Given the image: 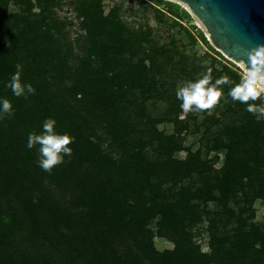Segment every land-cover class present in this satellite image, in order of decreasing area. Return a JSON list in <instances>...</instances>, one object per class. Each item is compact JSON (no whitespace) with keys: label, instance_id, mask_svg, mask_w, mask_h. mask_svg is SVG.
I'll return each instance as SVG.
<instances>
[{"label":"trees","instance_id":"16d2710c","mask_svg":"<svg viewBox=\"0 0 264 264\" xmlns=\"http://www.w3.org/2000/svg\"><path fill=\"white\" fill-rule=\"evenodd\" d=\"M65 1L0 0V100L13 111L0 118V264H264L255 207L264 201V119L228 97L232 85L212 113L182 118L176 97L179 80L211 68L213 81L239 82L240 68L169 2L151 0L213 52L209 64L176 38L159 44L151 27L129 25L121 3L105 12L104 0H71L83 31L73 41L57 12ZM17 63L35 89L27 98L6 87ZM158 101L155 115L149 103ZM48 118L72 137V155L51 174L39 145L27 147ZM202 129L204 147L187 146L186 133ZM204 222L207 252L196 240ZM157 237L173 247L158 249Z\"/></svg>","mask_w":264,"mask_h":264},{"label":"clouds","instance_id":"9594fccd","mask_svg":"<svg viewBox=\"0 0 264 264\" xmlns=\"http://www.w3.org/2000/svg\"><path fill=\"white\" fill-rule=\"evenodd\" d=\"M16 71L11 75L6 87L10 88L16 97L34 94L35 89L29 84L22 83V65H15ZM232 85L228 97L247 105L246 111L253 114L257 121L264 119V104L255 101L264 97V44L254 45L247 52L246 67L240 72L239 82L231 81L227 75L212 79V69L195 80L187 81L179 86L176 97L181 101L180 107L184 113H201L213 109L224 96L222 87ZM228 102L227 99L224 101ZM3 115H13L12 104L7 98L0 100V118ZM56 121L48 118L43 122L42 132H32L27 138L29 149L39 145V166L49 174L54 167L64 162L65 156L72 155V137L69 133H59L55 128ZM34 202H36L34 200Z\"/></svg>","mask_w":264,"mask_h":264},{"label":"rangeland","instance_id":"374dc122","mask_svg":"<svg viewBox=\"0 0 264 264\" xmlns=\"http://www.w3.org/2000/svg\"><path fill=\"white\" fill-rule=\"evenodd\" d=\"M163 2H169L174 9H184L190 14V21H183V26L189 28L193 34H196V30L193 26L203 30L210 41L209 34L206 32V28L201 23V21L191 12L190 8L178 0H163ZM121 3L123 6L122 17L123 19L133 27H151L153 30V37L159 44L167 43L171 39L176 38L180 46L182 44L186 45L185 53L194 59L195 63L198 64L200 61L204 60L205 64H209L210 57H205V52H211L209 49L200 41L193 45L189 35L185 31H181L180 27H173V16L168 12V6L157 4L155 1L151 0H104V10L107 12L114 4ZM158 10H161L165 14L166 21H160L158 18ZM58 15L69 21V33L70 38L75 41L76 38L83 34L80 29V19L76 17V13L73 8V2L71 0H66L60 8L57 9ZM77 46V45H76ZM78 49V47H76ZM216 48V47H215ZM217 49V48H216ZM219 50V49H217ZM220 51V50H219ZM223 54V53H222ZM224 55V54H223ZM224 58L230 62L232 66H238L240 69H244L245 66L240 63L230 59L228 56L224 55ZM178 87L181 85L182 81H178ZM165 107L164 101L151 102L149 103L150 111L155 114H161ZM215 107L210 109L208 112H214ZM188 113H182V118H184ZM160 128L171 132L173 130L172 123H162L159 125ZM192 128H194V122H192ZM204 129L200 132H187L185 135V143L187 146H192L193 149L198 147H204L206 141L203 133ZM181 157H185L186 152L182 151L179 154ZM222 165L220 160L216 167L219 168ZM214 208V204H211ZM257 210L256 221L264 225V201L258 200L255 204ZM207 228V222L202 223L197 228V231L202 232L200 236H196V240L200 248L207 252L208 247V233L205 231ZM155 243L158 249L163 250L166 248H172L173 243L166 238L157 237Z\"/></svg>","mask_w":264,"mask_h":264},{"label":"water","instance_id":"95a60500","mask_svg":"<svg viewBox=\"0 0 264 264\" xmlns=\"http://www.w3.org/2000/svg\"><path fill=\"white\" fill-rule=\"evenodd\" d=\"M201 21L211 43L246 67L247 52L264 44V0H178Z\"/></svg>","mask_w":264,"mask_h":264},{"label":"built area","instance_id":"2783aa9c","mask_svg":"<svg viewBox=\"0 0 264 264\" xmlns=\"http://www.w3.org/2000/svg\"><path fill=\"white\" fill-rule=\"evenodd\" d=\"M240 70H242V68ZM259 102H260V104H264V97H262V99L259 100Z\"/></svg>","mask_w":264,"mask_h":264}]
</instances>
